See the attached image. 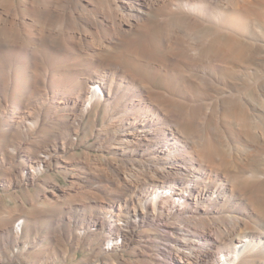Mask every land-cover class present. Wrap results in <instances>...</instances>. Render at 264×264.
I'll list each match as a JSON object with an SVG mask.
<instances>
[{
    "label": "bare ground",
    "instance_id": "6f19581e",
    "mask_svg": "<svg viewBox=\"0 0 264 264\" xmlns=\"http://www.w3.org/2000/svg\"><path fill=\"white\" fill-rule=\"evenodd\" d=\"M86 121L114 162L75 159ZM1 127L9 192L76 165L75 192L45 198L101 209L63 219L65 241L98 243L80 264H145L123 246L151 264H264V0H0ZM12 209L0 264H56Z\"/></svg>",
    "mask_w": 264,
    "mask_h": 264
},
{
    "label": "rangeland",
    "instance_id": "374dc122",
    "mask_svg": "<svg viewBox=\"0 0 264 264\" xmlns=\"http://www.w3.org/2000/svg\"><path fill=\"white\" fill-rule=\"evenodd\" d=\"M18 98H20V100L25 99L24 97H22L20 95H18ZM87 122L88 121H86L84 123L80 137L76 140L77 144L74 145L72 148V152H74L73 156L75 157V159L79 158V159L84 160V159H88L90 156L91 159L89 158L90 159L89 161H91V162L100 161V162L106 163L107 160L114 162L112 157L101 156L100 153H98L95 145L93 144V138L88 136L90 133H87V132H89V130H88L89 124ZM86 125H87V127H86ZM3 129H5V128L4 127L0 128V133L3 132L2 131ZM56 131L57 130L55 129V132ZM83 131H86V133H84ZM55 132L53 131V133H55ZM67 165H69V164L65 163V161L62 160L60 163H53L52 162L51 166L46 167L44 169L43 175L46 172L47 173L44 176L43 175L42 176L45 178H48L46 185L45 186L43 185L44 187L42 186V188H44V189L31 186L30 188H24L23 187L22 189H18V191L17 190H14V191L10 190V192H9V190L6 188V186L5 185L3 186V183L1 184L2 180H4V177H3L4 172H1V174H0V210L1 209L2 210L0 211V220L4 219V217H8L7 210L8 209L11 210L13 208L12 210H14V212H17V214L20 212L19 215L23 216L25 219L31 220L29 222V224L26 226V229L24 231V236L22 239L27 240L29 242V245L32 247L36 246L33 249L34 251L42 250L49 256L54 255L56 257L54 259L56 264H73V263L74 264H78V263L80 264L81 262L84 261L83 259H86V258H91V260H94V259L96 260V258L94 256V254H95L94 251H95V247H97L98 243L95 242L96 246L95 247L93 246L94 248L89 249V246H87V245H81L79 247H76V246H74V244H71V243H68L67 241H65L63 237L64 236L66 237V235H68V233H69L68 230L70 229V227L68 228V226H67V224L69 222H67L63 219H64V217H66L67 215H70L72 213L77 214L80 218H81V216L95 215L96 214L95 211H100L101 209L99 208V206L97 204H94V203H88V204L84 203L83 204V202L82 203L77 202V201L76 202H67V201H62V200L54 203L53 201H49V200L47 201V199L45 197L47 194L48 195L51 194L50 193L51 190H56L59 193H67V192L74 193L75 192V190L72 191L73 188H72V184L70 181L72 179V176H74V174H75L74 172H77L76 167H75L76 165L74 163L72 165H69V166H67ZM72 172H73V175L71 174ZM28 189H30L29 190L30 195H32V196H34L37 192H39V190H41L39 201L37 200V201H35L36 202L35 203L32 201H28L26 198H24L25 197L24 192H26V190L28 191ZM43 190L44 191L47 190V191L44 192ZM89 190L91 191V189H89ZM7 191H8V193H7ZM31 191H32V193H31ZM15 192L18 195V197L17 198L11 197V194H13ZM104 203H105L104 204L105 206H102V207L109 209V207H108L109 202L107 200H105ZM35 207H36V209H35ZM4 208H8V209H4ZM31 208L33 209L32 211H31ZM42 209H44L45 211ZM69 209H70V211H69ZM25 210L27 211V213ZM46 210H47V212H46ZM30 211H31V213H36V211L37 212L41 211L40 212L41 214L37 215V216H39V218L36 219V216H33L30 213ZM4 212H6V213H4ZM32 217H34V218H32ZM80 223H81V221H80ZM71 226H73V224ZM73 232H78V231H76L73 228ZM59 234L62 235V236H60L62 238H60L58 236ZM18 247H19L18 249L22 248L23 243H21V245H19ZM144 250H143V253H145V255L142 256L140 254L141 252L134 253L131 251L130 247L126 248L123 246V247H121V250L119 253L123 256V258H125L129 261L141 260L145 264H151L147 258L148 257V251H150V250L146 249V247ZM15 251H16V249H15ZM96 251H97V248H96ZM40 253L41 252H39V254ZM39 254H37L36 257H33V256H27L26 257L24 255H21L20 258L23 261V264H29V262H31V261L42 260L39 258ZM65 256H67V257L64 259ZM79 260H80V262H79ZM47 263H50V262H47ZM97 263H95V264H97ZM2 264H17V263H14L13 261H10V260H7L6 258H4V263H2Z\"/></svg>",
    "mask_w": 264,
    "mask_h": 264
},
{
    "label": "clouds",
    "instance_id": "9594fccd",
    "mask_svg": "<svg viewBox=\"0 0 264 264\" xmlns=\"http://www.w3.org/2000/svg\"><path fill=\"white\" fill-rule=\"evenodd\" d=\"M185 36H186V38L189 39L193 44H195V43L198 42L199 37L195 36V35H194L193 33H191V32H186V33H185ZM192 55H193V56H197V55H198V51L194 50V51L192 52Z\"/></svg>",
    "mask_w": 264,
    "mask_h": 264
}]
</instances>
